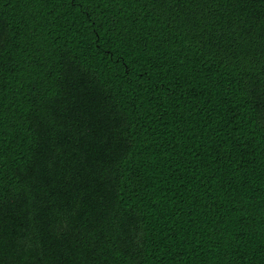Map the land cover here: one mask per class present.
<instances>
[{
    "label": "trees",
    "instance_id": "1",
    "mask_svg": "<svg viewBox=\"0 0 264 264\" xmlns=\"http://www.w3.org/2000/svg\"><path fill=\"white\" fill-rule=\"evenodd\" d=\"M0 264H264V0H0Z\"/></svg>",
    "mask_w": 264,
    "mask_h": 264
}]
</instances>
